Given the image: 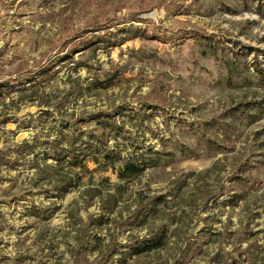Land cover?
<instances>
[{
	"label": "rangeland",
	"instance_id": "obj_1",
	"mask_svg": "<svg viewBox=\"0 0 264 264\" xmlns=\"http://www.w3.org/2000/svg\"><path fill=\"white\" fill-rule=\"evenodd\" d=\"M0 264H264V0H0Z\"/></svg>",
	"mask_w": 264,
	"mask_h": 264
},
{
	"label": "trees",
	"instance_id": "obj_2",
	"mask_svg": "<svg viewBox=\"0 0 264 264\" xmlns=\"http://www.w3.org/2000/svg\"><path fill=\"white\" fill-rule=\"evenodd\" d=\"M97 39L92 37L91 39H86L83 45L84 48L92 46L93 42ZM101 38L100 41L102 42ZM260 75H262L263 70L260 67H256L255 69ZM99 133H96V132ZM68 133H62L63 135L61 139H55L52 141L53 148V158L54 165L50 164V167H53L55 174H58V178L60 183L55 185L56 194L60 197L64 196V194L69 190L70 187L75 185L72 177L67 175L66 177H61L64 173V168L67 167L71 169L72 166L82 165L84 160L87 158L88 154L93 156L95 150H98L97 145L105 146L107 144V140L109 138V133L105 129L101 127H95L88 131L86 134V138L84 140L76 139L74 134L67 135ZM81 140V142H80ZM63 142L66 143V146L63 147ZM79 142V144H78ZM95 144L93 145V143ZM94 150V151H93ZM92 151V153H90ZM106 157V156H105ZM143 170V166L140 165L137 161H125L118 170L119 178H127L134 175H138ZM155 206V204H153ZM152 206L151 209L155 207ZM161 242L159 238H157L151 244H146L148 249L153 248V246H158Z\"/></svg>",
	"mask_w": 264,
	"mask_h": 264
}]
</instances>
